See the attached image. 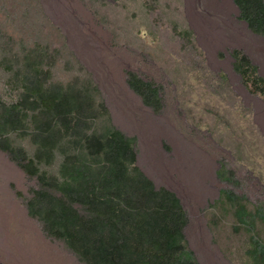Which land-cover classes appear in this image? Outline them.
<instances>
[{
    "label": "rangeland",
    "instance_id": "rangeland-1",
    "mask_svg": "<svg viewBox=\"0 0 264 264\" xmlns=\"http://www.w3.org/2000/svg\"><path fill=\"white\" fill-rule=\"evenodd\" d=\"M232 49L264 78V36L231 0H0V102L17 98L22 56L41 54L47 82L90 88L93 127L130 138L139 170L177 196L198 264H253L250 238L264 242V95L232 70ZM128 72L156 89L155 108L128 86ZM122 81L148 113L130 105ZM6 138L32 153L27 137ZM0 154L15 167L0 163V264H85L29 215L37 182ZM58 160L40 169L54 173ZM39 233L57 248L46 249Z\"/></svg>",
    "mask_w": 264,
    "mask_h": 264
},
{
    "label": "trees",
    "instance_id": "trees-1",
    "mask_svg": "<svg viewBox=\"0 0 264 264\" xmlns=\"http://www.w3.org/2000/svg\"><path fill=\"white\" fill-rule=\"evenodd\" d=\"M231 1L246 27L264 36L263 1ZM230 55L245 88L264 95L256 66L238 49ZM40 57L33 50L22 56L17 98L0 102V149L38 185L26 203L29 215L85 264H198L185 243L186 217L174 192L155 188L139 170L130 138L111 125L93 127L91 89L47 82ZM127 84L155 108L157 91L149 82L128 72ZM12 133L28 138L30 155L7 141ZM57 156L54 173L40 169ZM224 196L242 208L231 192ZM259 211L264 218V209ZM247 256L264 264V242L251 237Z\"/></svg>",
    "mask_w": 264,
    "mask_h": 264
},
{
    "label": "bare ground",
    "instance_id": "bare-ground-1",
    "mask_svg": "<svg viewBox=\"0 0 264 264\" xmlns=\"http://www.w3.org/2000/svg\"><path fill=\"white\" fill-rule=\"evenodd\" d=\"M64 5V4H63ZM67 5V4H66ZM76 5V4H75ZM81 9V8H80ZM81 12V11H80ZM82 14H83V11H82ZM87 17V16H86ZM89 17V16H88ZM95 28V27H94ZM113 70V69H112ZM122 80V79H121ZM120 80V81H121ZM122 86H123V88H124V97L127 99V101L130 103V105L135 109V110H137L140 114H142V115H145V113L147 112V109L146 108H144L141 104H140V102H139V98L137 99L135 96H133L132 95V93L126 88V86H125V84L123 83V81H122ZM148 113V112H147ZM160 150V149H159ZM162 150V149H161ZM0 163H3V164H5V166L7 165V166H9V167H11V168H15V167H13V165L12 164H10L9 162H8V160L4 157V155L3 154H0ZM3 167V166H2ZM16 170V169H15ZM201 182V181H200ZM2 221V220H1ZM4 228V227H3ZM1 231V230H0ZM6 235V234H5ZM8 235V234H7ZM6 235V238L8 237ZM38 238H39V241L41 242V244H43V246H45L46 247V249H48L49 251L51 250V249H54V248H57L55 245H53V244H51L48 240H46L40 233L38 234ZM8 239V238H7ZM3 240V239H2ZM10 240V239H9ZM8 240V241H9ZM5 242V241H4ZM10 242V241H9ZM5 244V243H4ZM7 246V245H6ZM12 246V245H11ZM10 246V247H11ZM6 248V247H5ZM4 248V249H5ZM9 248V247H8ZM18 248V247H17ZM3 249V250H4ZM19 250V249H18ZM10 252H11V250H9ZM13 251V250H12ZM63 253V252H62ZM61 253V251L60 250H58L57 249V254L62 258L63 257V259H65L67 262H69V263H71V257L69 256V255H64V254H62Z\"/></svg>",
    "mask_w": 264,
    "mask_h": 264
}]
</instances>
